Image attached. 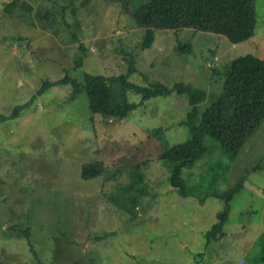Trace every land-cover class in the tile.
<instances>
[{"label":"rangeland","instance_id":"obj_1","mask_svg":"<svg viewBox=\"0 0 264 264\" xmlns=\"http://www.w3.org/2000/svg\"><path fill=\"white\" fill-rule=\"evenodd\" d=\"M149 1L0 0V116L30 105L0 124V264H264V123L235 157L206 138V154L183 170V198L162 155L190 140L187 97L152 99L122 122L93 115L86 92L73 100L70 84L36 97L44 81L125 75L140 87L191 84L206 94L201 114L232 60L264 59V0L245 43L156 30L142 49L145 30L132 15ZM89 164L102 173L83 180ZM239 185L223 237L207 241L223 210L210 196Z\"/></svg>","mask_w":264,"mask_h":264},{"label":"trees","instance_id":"obj_2","mask_svg":"<svg viewBox=\"0 0 264 264\" xmlns=\"http://www.w3.org/2000/svg\"><path fill=\"white\" fill-rule=\"evenodd\" d=\"M107 1L128 6L125 4L127 0ZM257 2L258 0H150L138 8L132 17L135 25L145 30L142 49H150L153 46L156 30L212 33L223 36L229 43L237 45L255 36ZM179 49L182 52L192 50L190 46L183 45ZM82 62L83 59H79L76 62L77 67L82 66ZM134 72L133 65L129 64L128 74ZM223 76L221 95L212 97L208 107L201 114L198 107L207 97L191 84L181 83L173 88L160 83L140 87L129 83L125 75L105 77L86 74L83 86L69 76L57 83L44 81L36 97L49 92L56 85L70 84L74 88L73 100L82 92H86L93 115L104 119H116L119 122L124 121L129 114L152 99L170 97L172 94L187 97L191 111L184 126L190 133V140L182 145L167 147L162 159L172 165V188L177 190L181 197L188 198L190 195L182 178L183 170L193 167L206 154V138L216 142L228 156L235 157L264 123V59L252 55L234 59L225 69ZM114 86L119 93H115ZM126 92L139 96L141 103L138 105L128 103ZM29 106L27 104L16 107L9 117L0 116V124L17 119ZM101 173L102 167L99 164H89L83 167L81 176L83 180H92L98 178ZM239 189L240 185L236 190L226 194L210 196L223 203V210L217 215V223L207 231L205 235L207 241L223 237L230 203ZM22 233L27 235V232ZM262 261L264 263V252Z\"/></svg>","mask_w":264,"mask_h":264}]
</instances>
